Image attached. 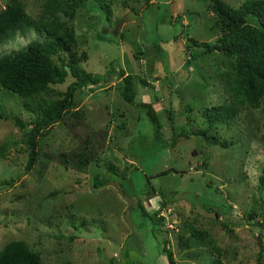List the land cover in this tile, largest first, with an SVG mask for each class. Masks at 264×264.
<instances>
[{
	"label": "rangeland",
	"instance_id": "rangeland-1",
	"mask_svg": "<svg viewBox=\"0 0 264 264\" xmlns=\"http://www.w3.org/2000/svg\"><path fill=\"white\" fill-rule=\"evenodd\" d=\"M10 1L0 0V11ZM19 1L33 17L45 2ZM100 1L110 9L109 22L97 0L76 1L69 14L55 16L66 24L61 35L79 57L77 68L103 74L115 62L113 70L105 81L77 90L73 108L38 132L37 158L28 172L30 129L0 119V249L22 241L43 264H169L162 250L165 240L175 264H207L214 258L222 264H264V184L259 182L264 176V99L258 108H242L229 124L207 127L203 110L233 100L224 73L234 65V58L217 52L189 58L190 38L211 44L222 33L210 0ZM224 1L237 6L244 0ZM42 38L32 29L16 30L0 42V57ZM119 68L133 75L136 100L152 103L161 139L169 138L172 125L185 126L231 145H208L197 134L162 146L145 110L122 99ZM73 80L68 75L35 99L56 101ZM25 101L0 85L4 111L28 121L36 113L24 107ZM75 111L86 127L104 136L98 162L84 172L46 158V153L57 155L79 144L82 132L70 115ZM108 165L125 180L94 188L93 176L105 175ZM147 189L154 190L143 196ZM140 197L146 211L161 217L158 224L136 207ZM191 225L209 233L219 251L192 245L196 255L186 259L177 239L189 236Z\"/></svg>",
	"mask_w": 264,
	"mask_h": 264
},
{
	"label": "trees",
	"instance_id": "trees-1",
	"mask_svg": "<svg viewBox=\"0 0 264 264\" xmlns=\"http://www.w3.org/2000/svg\"><path fill=\"white\" fill-rule=\"evenodd\" d=\"M76 1L81 5L85 0H45L41 12L36 17L27 13L19 0H11L8 7L4 11H0V42L12 36L16 30L32 29L43 37L42 39H32L26 45L0 57V85L11 93L26 99L24 107L28 111L36 113L34 118L25 121L19 115L5 112L0 103V119H11L17 127L30 129L26 140L29 152L24 166L25 172L32 168L37 158L35 139L38 132L60 120L65 113L73 108L77 90L89 82L105 81L107 74H110L115 64V62H111L110 69L103 74H93L74 65L79 57L75 52L70 51L69 45L61 35L63 31H67V27L65 22L55 14L57 12L69 14ZM97 2L98 6L106 13L105 21L109 22L111 12L107 8L108 5L100 0ZM130 9L133 14L137 15L136 10ZM210 9L215 14L216 22L222 33L211 44L197 42L190 38L189 43H186L189 58L197 59L205 54L217 52L234 58V65L224 73L233 100L230 103L211 105L202 112L209 128L217 124H229V121L242 108H258L264 99V0H244L237 6L224 0H210ZM97 22L99 21L96 19L95 24ZM99 33L103 37V34ZM192 44L197 48L193 49ZM54 58L59 60L58 64L55 63ZM119 73L122 76L120 86L122 99L131 106L145 110L148 120L153 126L154 138L162 140V146L172 147L178 138H188L197 134H202L208 145L218 144L224 148L231 145V141L227 139L208 137L204 132L193 131L185 126L175 129L172 125L169 138L161 139V124L152 103L136 100L133 75L125 73L122 68H119ZM68 75L72 76L74 80L67 84L61 98L56 101L42 100L41 102L35 99V96L48 91L52 85L64 83ZM138 80L141 84H146L145 80ZM172 114L171 110L167 111L169 120H172ZM70 115L77 119L74 125L76 124L82 132L79 135V144L70 151L60 152L57 155L46 153V158L47 161L56 162L66 169L84 172L91 162H98L104 147V136L101 131L86 127L81 120V114L75 111L70 112ZM203 164L206 163L203 162ZM115 178L125 180L112 170V165H108V172L105 175L93 176V187L105 185ZM259 182L264 184L263 173L259 177ZM152 190L154 189H147L142 195H148ZM136 207L150 219L153 225L158 224L157 212L146 211L141 197L137 199ZM73 227L76 228L74 223ZM152 233L155 236L153 229ZM166 242L163 241L162 250L167 253L169 264H175ZM177 242L183 249L186 259L196 255L194 251L190 250L192 245H207L213 250L219 251L215 239L209 233L196 229L192 225L190 235L187 237L179 235ZM0 264L43 263L39 253L31 250L24 242L11 241L0 249ZM207 264L222 263L214 258Z\"/></svg>",
	"mask_w": 264,
	"mask_h": 264
},
{
	"label": "water",
	"instance_id": "water-1",
	"mask_svg": "<svg viewBox=\"0 0 264 264\" xmlns=\"http://www.w3.org/2000/svg\"><path fill=\"white\" fill-rule=\"evenodd\" d=\"M158 220L160 221L161 220V217H159Z\"/></svg>",
	"mask_w": 264,
	"mask_h": 264
}]
</instances>
